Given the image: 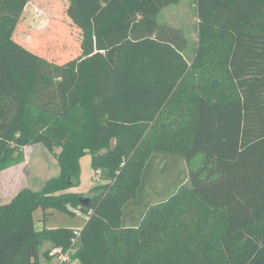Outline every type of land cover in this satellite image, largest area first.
Listing matches in <instances>:
<instances>
[{
    "label": "trees",
    "instance_id": "1",
    "mask_svg": "<svg viewBox=\"0 0 264 264\" xmlns=\"http://www.w3.org/2000/svg\"><path fill=\"white\" fill-rule=\"evenodd\" d=\"M65 1L80 54L59 63L13 38L29 0H0V170L59 149L0 204V264H264V0H194L195 41L157 20L178 0ZM86 154L104 183L69 191ZM157 159L188 169L147 202ZM38 208L88 218L36 228Z\"/></svg>",
    "mask_w": 264,
    "mask_h": 264
},
{
    "label": "rangeland",
    "instance_id": "2",
    "mask_svg": "<svg viewBox=\"0 0 264 264\" xmlns=\"http://www.w3.org/2000/svg\"><path fill=\"white\" fill-rule=\"evenodd\" d=\"M194 0H178L169 4L158 13L159 22H169L180 27L191 41L196 39V16ZM65 0H29L16 28L13 38L24 47L56 62H65L80 54V30L76 28L65 14ZM23 162L0 170V204L7 203L20 189L28 187L34 191L42 188L44 183L56 176L59 166L54 152L47 150L41 144H32L23 148ZM198 159L194 160L195 165ZM155 160L154 172L149 171L144 198L147 202L160 201L171 191L177 181L184 179L188 166L183 162L174 163L170 159ZM173 163V164H171ZM80 184L69 191L89 193L90 189L104 181L99 171L90 166V155L80 159ZM152 184V188L150 187ZM144 200V201H145ZM138 204L141 200H137ZM139 208L142 207L138 205ZM45 213V214H44ZM138 214V212H136ZM44 216V220L41 219ZM33 217L36 228L70 227L80 229L87 220V215L76 211L74 215L48 209L45 212L38 208ZM48 244H45L47 247ZM53 259V260H52ZM47 259L40 254L41 264H59L57 258Z\"/></svg>",
    "mask_w": 264,
    "mask_h": 264
},
{
    "label": "built area",
    "instance_id": "3",
    "mask_svg": "<svg viewBox=\"0 0 264 264\" xmlns=\"http://www.w3.org/2000/svg\"><path fill=\"white\" fill-rule=\"evenodd\" d=\"M72 251L73 249L71 248H69L67 251H63L62 247H54L49 251V255L51 257L57 258L59 260V263H68L69 253H71Z\"/></svg>",
    "mask_w": 264,
    "mask_h": 264
},
{
    "label": "crops",
    "instance_id": "4",
    "mask_svg": "<svg viewBox=\"0 0 264 264\" xmlns=\"http://www.w3.org/2000/svg\"><path fill=\"white\" fill-rule=\"evenodd\" d=\"M27 4H28V3H27ZM26 6H27V5H26ZM52 260H53V259H52ZM52 260H51V261H52ZM48 264H51V263H48Z\"/></svg>",
    "mask_w": 264,
    "mask_h": 264
}]
</instances>
